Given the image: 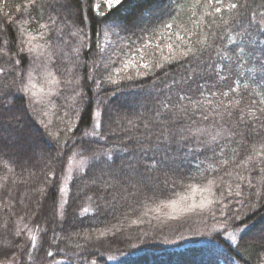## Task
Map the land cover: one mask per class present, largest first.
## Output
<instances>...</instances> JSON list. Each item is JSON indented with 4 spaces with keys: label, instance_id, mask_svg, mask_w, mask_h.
Listing matches in <instances>:
<instances>
[{
    "label": "trees",
    "instance_id": "obj_1",
    "mask_svg": "<svg viewBox=\"0 0 264 264\" xmlns=\"http://www.w3.org/2000/svg\"><path fill=\"white\" fill-rule=\"evenodd\" d=\"M236 2L225 24L207 0H44L38 15L0 0V264H264V174L247 161L264 119V0ZM30 79L46 91L25 95ZM206 126L229 136L208 147ZM74 154L89 162L59 214ZM195 192L210 199L165 213Z\"/></svg>",
    "mask_w": 264,
    "mask_h": 264
},
{
    "label": "snow or ice",
    "instance_id": "obj_2",
    "mask_svg": "<svg viewBox=\"0 0 264 264\" xmlns=\"http://www.w3.org/2000/svg\"><path fill=\"white\" fill-rule=\"evenodd\" d=\"M122 3V0H103V5L105 7H107L109 10H111L114 6L116 5H120ZM196 4L199 5L200 4V0H196ZM59 7H65L63 4H59ZM24 7L26 9L29 10H35L37 12V15L39 14V11L45 7H47V5L44 4V0H27V3L24 5ZM92 7L94 8L95 12L97 15H105V13L101 12V4L99 3H94L92 5ZM247 7L246 3H238L236 2V0H231V2L227 3V6L225 7V0H207V8H213L212 12H207L206 10V14L209 16H215V15H220V20L223 21V23L227 24L228 21L224 20V17L222 15V13H224L225 11L228 12H232L235 14H239V10L242 8ZM261 7H264V5H261ZM19 7L17 8V11H19ZM66 10V9H65ZM52 11H55V9L53 8ZM192 15L195 16L196 15V6L194 5L192 8ZM51 19V17H50ZM234 19V17H233ZM252 19L255 20V16H252ZM215 22V21H213ZM56 21L53 20L52 24H55ZM175 21H173L172 23H167L165 25V28L168 30H171L174 26ZM257 24V30L261 33H264V15H262L261 19L256 21ZM42 28L45 29H51V25H46V24H42L41 25ZM21 31H23V29H21ZM81 31H83V28H81ZM49 36L54 35V33L49 32L48 33ZM74 34V33H73ZM171 34V33H170ZM250 35V33H249ZM86 36V33H85ZM181 40L184 39V37H179ZM262 46H264V42H261ZM87 45H85L86 47ZM145 48L148 47V45L144 46ZM169 50L171 51L172 49V45L169 44L168 45ZM33 49L30 47L28 49V51H32ZM21 52H24V49L21 48L20 49ZM77 52H79V48L76 49ZM138 54L141 55V58H143V50L142 49H137ZM189 52L192 53L193 56H195L196 54V50L194 48H189L188 52L183 53V55L187 56L189 54ZM241 52H243V49H241ZM165 59H167V57H165ZM14 63L19 64L20 61L16 60L14 61ZM145 69H147L149 67V65L147 63L142 65ZM262 68H264V65H262ZM0 74H2V70H0ZM137 75H140L139 72H137ZM128 80H131L133 77L131 76H127L125 77ZM109 80H112V77L109 76ZM113 83H117L118 81L116 80H112ZM51 83L53 84H57L59 83V81L55 78V76H52V80ZM68 83H71V81H68ZM23 84V81H22ZM29 85H24L22 88V91L24 92L25 95L31 94V95H35V93L33 92V88L35 87V85L31 84V79L29 80ZM43 91V90H41ZM223 95L227 96V93H224ZM181 101L184 99V97H180L179 98ZM261 105H264V100L260 101ZM259 111L261 113H264V107H261L259 109ZM97 115H99V113H97ZM241 119H243V117H241ZM43 123V122H42ZM256 125H258L259 127H256ZM251 130L254 132V134L256 135L257 139H259L261 141L260 144V148L256 149L253 155H249L247 157V161L248 162H252L256 159L257 156L260 157V163H261V167L259 168V172L261 174H264V119H261L259 116H255L253 121L251 122V124L249 125ZM45 127H47V125L45 124ZM87 135V134H86ZM110 158V157H109ZM156 165L154 164L153 167H155ZM249 186L251 187V182L249 181ZM197 191H199V189H197ZM183 199H188L187 197L183 198ZM210 203V201H209ZM174 207V205H172ZM192 207H195V204L192 205ZM85 211H87V209H85ZM15 235L19 236L20 233L17 232L15 233ZM33 239H35V237H33ZM4 253L2 252V250H0V255H3ZM47 256H53L54 253L49 251L46 253Z\"/></svg>",
    "mask_w": 264,
    "mask_h": 264
},
{
    "label": "rangeland",
    "instance_id": "obj_3",
    "mask_svg": "<svg viewBox=\"0 0 264 264\" xmlns=\"http://www.w3.org/2000/svg\"><path fill=\"white\" fill-rule=\"evenodd\" d=\"M26 41L30 42V40H28V39ZM33 67H35V66H33ZM41 69H44V72L48 71L46 68H41ZM41 69H40V71H41ZM31 72L35 73V72H37V69L34 68L31 70ZM30 76H31V74H30ZM255 79L258 81V87H259L260 86V84H259L260 80L258 78H255ZM33 85H35V87L33 88V91L36 95H42L46 91L44 85L41 83H38V82L35 83L34 82ZM41 90H43V91H41ZM97 127H98V122L95 123V128H97ZM202 133L205 137L203 142L206 146H208L209 143H211V145H212L215 141H221V140L223 141L224 139H226L225 137L229 136L227 131L221 126H206L203 128ZM3 136H6L9 141H12L15 143L17 140H20V138H22L21 136H18L16 134H12V133H11V135L10 134L8 135L7 132ZM34 143L35 142L33 140L27 141L26 144L28 146H26L27 148H25V149L22 148V152L31 149L34 146ZM19 144H20V142H19ZM37 156H38V154H37ZM38 158H39V156H38ZM88 162H89L88 157L80 156L78 154H74L69 158L68 163H67V167L65 169V173L63 174L62 180H61V187H60V193H59V207H58L59 214H62L64 207L66 205L67 197H68V193H69V184H70L71 179L73 178V176L75 174H78L81 171H83L84 168L86 167V165L88 164ZM196 193L197 192H195V194H191V195L187 196L188 199H183L185 197H180V198L176 199L175 201L169 203V205L166 206V208H164L165 213L167 215H177V214H180L183 212H187V211L194 209L195 207H200L202 205H205L207 203V201L210 199L207 194L206 195H197ZM193 204H195V207H192ZM172 205H174V207ZM219 229H221V228H219ZM236 235H237L236 233L231 232V233H229L228 238L230 240L234 241L236 239ZM33 237H35V235L33 234V231H31L30 238L33 239ZM1 264H18V263H17V261H10V262L1 263ZM51 264H59V262L56 261V262H53Z\"/></svg>",
    "mask_w": 264,
    "mask_h": 264
}]
</instances>
